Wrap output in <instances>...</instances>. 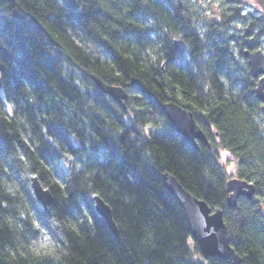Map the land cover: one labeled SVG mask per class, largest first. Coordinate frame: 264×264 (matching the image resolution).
<instances>
[{
    "label": "trees",
    "instance_id": "16d2710c",
    "mask_svg": "<svg viewBox=\"0 0 264 264\" xmlns=\"http://www.w3.org/2000/svg\"><path fill=\"white\" fill-rule=\"evenodd\" d=\"M240 1L202 29L183 0H0V264H232L200 253L164 172L224 211L242 264H264V75L244 56L264 38V0ZM242 15L247 41L226 34ZM94 75L126 88V106ZM132 77L189 109L212 147L189 143ZM232 176L255 183L252 200L229 207Z\"/></svg>",
    "mask_w": 264,
    "mask_h": 264
},
{
    "label": "water",
    "instance_id": "95a60500",
    "mask_svg": "<svg viewBox=\"0 0 264 264\" xmlns=\"http://www.w3.org/2000/svg\"><path fill=\"white\" fill-rule=\"evenodd\" d=\"M244 56L248 58L251 73L256 78L259 75H264V52L261 49L256 51L246 50ZM94 81L99 86L104 94L111 95L121 105L126 106L124 101L128 98L126 90L122 86H112L103 82L97 75H94ZM133 84L139 86L142 90L148 93L152 99L158 101L157 96L146 88L141 81L134 79ZM257 98L264 102V76L256 84ZM166 114L169 124L179 134L193 146H198V141L208 144L210 147L208 136L204 133L201 126L197 123L195 115L186 107L172 102L160 103ZM264 110V104L262 105ZM167 190L180 202L188 222L194 239L198 243L200 253L206 258L223 257L230 260L232 264H242V257L235 251L232 246L231 231L224 220V211L220 208L213 209L205 200L195 197L188 189H185L181 181L171 174L164 172L162 175ZM32 185L38 200L45 209H49L54 202V197L50 190L41 185L38 177L32 178ZM227 202L229 207L235 206L243 195L252 200L256 193L257 186L254 182H249L243 178H231L227 182ZM96 210L99 215H102L111 231L117 234V225L114 221L112 208L101 197H94Z\"/></svg>",
    "mask_w": 264,
    "mask_h": 264
},
{
    "label": "rangeland",
    "instance_id": "374dc122",
    "mask_svg": "<svg viewBox=\"0 0 264 264\" xmlns=\"http://www.w3.org/2000/svg\"><path fill=\"white\" fill-rule=\"evenodd\" d=\"M185 2L186 5H188V7L190 8V10L193 12V15L195 16V22L196 25L199 26L202 29H205L206 26L205 25V21L206 22H212V20H216L217 22H219L222 18V12L224 11L226 14H232L230 13L232 11L231 7H233L236 11V8L243 6V2H241L240 0H183ZM249 2H253L254 0H248ZM241 9V8H240ZM254 11V7L250 4H246L244 9L242 8V10H240V12L244 15V14H248L247 12H253ZM233 16L235 17L233 19V30L232 28L229 27V31L225 29V26L223 25L224 30H226V34L229 36L230 33L231 35L235 31L242 35L241 41H247L249 38L251 37H247L245 28H241L244 27L243 22H245V16ZM230 25H232L230 23ZM237 26V27H236ZM239 26V28H238ZM223 30V31H224ZM233 31V32H231ZM258 32V31H257ZM256 30H254L252 32L253 37H256ZM254 42L259 41L257 44L258 49L261 48L264 51V38L262 39H254ZM237 46V43H234L232 45L233 49L237 48L235 47ZM242 61H245L244 58H242ZM231 170H235V166H231ZM259 205H261L262 208H264V200L261 201L259 203ZM38 245L39 249H43V250H47V248L50 247V241L48 239L45 238H41V240L37 241L36 243Z\"/></svg>",
    "mask_w": 264,
    "mask_h": 264
},
{
    "label": "bare ground",
    "instance_id": "6f19581e",
    "mask_svg": "<svg viewBox=\"0 0 264 264\" xmlns=\"http://www.w3.org/2000/svg\"><path fill=\"white\" fill-rule=\"evenodd\" d=\"M248 59V58H247ZM239 62H241V61H239ZM249 64V63H248ZM250 67V66H249ZM238 71H240V70H238ZM133 78L134 77H132V79H131V81H130V84L131 85H133V83H131L132 82V80H133ZM256 78H258V77H256ZM134 79H136V78H134ZM139 80V79H138ZM140 81V80H139ZM142 83V82H141ZM107 84H109V83H107ZM144 84V83H143ZM97 85V84H96ZM110 85H112V86H115V87H117V86H121V85H115V84H110ZM99 87V86H98ZM125 90H126V94L129 96V91L125 88ZM165 101H160L159 100V98H158V101H156V104H159V106L161 107V104L160 103H164ZM170 102H172V100L170 101ZM231 178H238V177H236V176H232ZM230 178V179H231ZM42 185V184H41ZM44 187V186H43ZM44 188H46V187H44ZM48 189V188H47ZM51 192V191H50ZM52 194V193H51ZM53 197H54V195H53ZM94 204H95V200H94ZM95 209H96V204H95ZM96 212H97V210H96Z\"/></svg>",
    "mask_w": 264,
    "mask_h": 264
}]
</instances>
